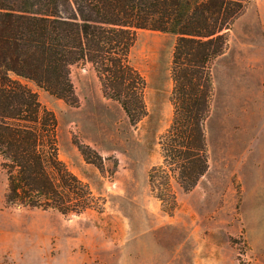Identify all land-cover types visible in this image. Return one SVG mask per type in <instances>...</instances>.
I'll list each match as a JSON object with an SVG mask.
<instances>
[{"label":"rangeland","instance_id":"374dc122","mask_svg":"<svg viewBox=\"0 0 264 264\" xmlns=\"http://www.w3.org/2000/svg\"><path fill=\"white\" fill-rule=\"evenodd\" d=\"M228 41L211 66L209 169L190 192L173 180L172 215L148 174L163 163L159 141L174 117L176 36L138 32L129 60L146 80L148 115L137 124L104 97L91 64L71 67L76 105L27 83L57 118L60 159L101 210L7 205L0 162V264H264V0L251 2Z\"/></svg>","mask_w":264,"mask_h":264},{"label":"trees","instance_id":"16d2710c","mask_svg":"<svg viewBox=\"0 0 264 264\" xmlns=\"http://www.w3.org/2000/svg\"><path fill=\"white\" fill-rule=\"evenodd\" d=\"M253 0H0V162L6 204L80 215L99 203L59 157L57 118L27 83L76 105L71 67L91 64L107 99L132 124L148 115L147 83L130 64L140 30L177 37L173 121L160 138L163 163L148 174L152 193L172 215V182L192 191L208 172L206 122L211 66ZM86 161L97 164L82 145ZM100 207V206H99ZM101 210L100 208H98Z\"/></svg>","mask_w":264,"mask_h":264},{"label":"crops","instance_id":"0c3cea01","mask_svg":"<svg viewBox=\"0 0 264 264\" xmlns=\"http://www.w3.org/2000/svg\"><path fill=\"white\" fill-rule=\"evenodd\" d=\"M150 32L149 30H140L139 32ZM157 33H160V32H157ZM161 34H164V33H161ZM165 35H171V34H165ZM172 36H174V35H172Z\"/></svg>","mask_w":264,"mask_h":264}]
</instances>
